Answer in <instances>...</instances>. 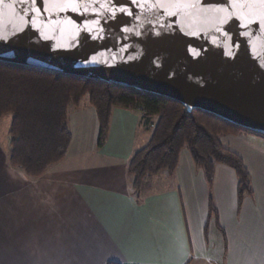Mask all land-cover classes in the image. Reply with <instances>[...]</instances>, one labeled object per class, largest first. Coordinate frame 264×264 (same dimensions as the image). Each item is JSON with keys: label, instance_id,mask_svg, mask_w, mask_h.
I'll return each mask as SVG.
<instances>
[{"label": "crops", "instance_id": "crops-1", "mask_svg": "<svg viewBox=\"0 0 264 264\" xmlns=\"http://www.w3.org/2000/svg\"><path fill=\"white\" fill-rule=\"evenodd\" d=\"M68 128L67 155L37 180L10 167L0 140V264H264V140L220 137L249 173L253 196L238 209L234 171L216 165L209 192L186 149L136 200L127 167L150 131L135 110L112 109L101 148L88 97L68 109Z\"/></svg>", "mask_w": 264, "mask_h": 264}, {"label": "water", "instance_id": "water-1", "mask_svg": "<svg viewBox=\"0 0 264 264\" xmlns=\"http://www.w3.org/2000/svg\"><path fill=\"white\" fill-rule=\"evenodd\" d=\"M0 63L135 89L264 136V0H0Z\"/></svg>", "mask_w": 264, "mask_h": 264}, {"label": "trees", "instance_id": "trees-1", "mask_svg": "<svg viewBox=\"0 0 264 264\" xmlns=\"http://www.w3.org/2000/svg\"><path fill=\"white\" fill-rule=\"evenodd\" d=\"M86 96L98 120L96 148H101L107 139L114 108L139 112L142 125L150 131L149 141L134 152L127 167L136 200H140V189L146 180L160 174L174 175L182 149L190 153L195 168L202 171L209 192L214 168L221 164L235 173L238 209L245 198H252L247 169L237 155L222 147L220 137L264 136L199 110L187 112L176 101L135 89L0 63V119L12 116L8 130L10 167L37 180L62 161L71 144L68 109L77 107ZM208 217L217 221L210 197Z\"/></svg>", "mask_w": 264, "mask_h": 264}, {"label": "rangeland", "instance_id": "rangeland-1", "mask_svg": "<svg viewBox=\"0 0 264 264\" xmlns=\"http://www.w3.org/2000/svg\"><path fill=\"white\" fill-rule=\"evenodd\" d=\"M11 117L12 116L10 114H7L0 119V140L2 141H6L7 139L9 141L8 130H9L10 122H11ZM260 140H264V139L261 138Z\"/></svg>", "mask_w": 264, "mask_h": 264}, {"label": "snow or ice", "instance_id": "snow-or-ice-1", "mask_svg": "<svg viewBox=\"0 0 264 264\" xmlns=\"http://www.w3.org/2000/svg\"><path fill=\"white\" fill-rule=\"evenodd\" d=\"M33 2H35V0H33Z\"/></svg>", "mask_w": 264, "mask_h": 264}]
</instances>
